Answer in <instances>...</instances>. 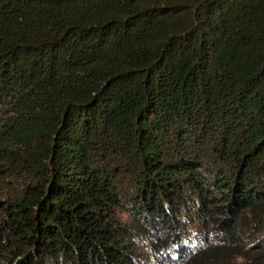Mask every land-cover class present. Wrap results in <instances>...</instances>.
I'll use <instances>...</instances> for the list:
<instances>
[{"label":"trees","instance_id":"obj_1","mask_svg":"<svg viewBox=\"0 0 264 264\" xmlns=\"http://www.w3.org/2000/svg\"><path fill=\"white\" fill-rule=\"evenodd\" d=\"M0 264H264V0H0Z\"/></svg>","mask_w":264,"mask_h":264},{"label":"rangeland","instance_id":"obj_2","mask_svg":"<svg viewBox=\"0 0 264 264\" xmlns=\"http://www.w3.org/2000/svg\"><path fill=\"white\" fill-rule=\"evenodd\" d=\"M121 165L118 166V168H120Z\"/></svg>","mask_w":264,"mask_h":264}]
</instances>
